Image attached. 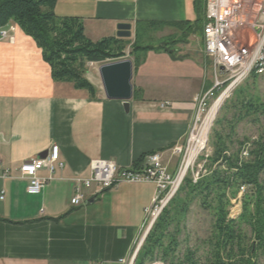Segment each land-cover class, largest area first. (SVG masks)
<instances>
[{
  "label": "crops",
  "instance_id": "0c3cea01",
  "mask_svg": "<svg viewBox=\"0 0 264 264\" xmlns=\"http://www.w3.org/2000/svg\"><path fill=\"white\" fill-rule=\"evenodd\" d=\"M202 3L57 0L54 14L82 19L93 42L116 38L117 26L127 24L130 38L123 40L129 41L139 26H192ZM157 30L163 38L179 35L170 26ZM200 40L190 35L155 56L152 66L133 70L132 90L141 91V100L132 94L125 109L121 101L105 98L98 75L101 64L122 58L87 69L86 79L96 90L92 99L71 84L53 82L40 50L18 27L0 38V264L129 263L155 186L120 183L103 191L93 186L83 189L85 202L72 207L76 181L88 178L92 161L128 169L155 153L170 176L177 174L180 156L172 149L185 146L198 101L213 87ZM52 146L59 149L52 172L44 168L37 174L47 184L38 195H29L18 169L26 161L45 159Z\"/></svg>",
  "mask_w": 264,
  "mask_h": 264
},
{
  "label": "trees",
  "instance_id": "16d2710c",
  "mask_svg": "<svg viewBox=\"0 0 264 264\" xmlns=\"http://www.w3.org/2000/svg\"><path fill=\"white\" fill-rule=\"evenodd\" d=\"M56 2L0 0V29L13 24L31 38L48 65L53 82L71 84L93 99L96 90L85 76L88 63L121 59L130 45L136 71L139 64L134 55L152 50L139 46L137 37L132 44L114 37L93 42L85 36L82 19L54 14ZM199 7L200 17L192 26L149 24L156 29L170 26L179 33L163 39L157 50L169 53L190 35L201 34L203 3ZM250 79V87L241 84L219 109L208 140L211 153L200 156L197 164L187 170L176 193L152 224L133 264H255L258 258L264 264V101L251 92L256 77ZM133 99L141 100L140 90L133 92ZM242 121L260 125L256 138L236 137V126ZM143 158L134 164L135 169ZM201 163L202 169L197 173ZM242 188L241 211L232 219V201L237 200ZM193 206L211 218L210 236L201 243V251L180 248L179 236Z\"/></svg>",
  "mask_w": 264,
  "mask_h": 264
},
{
  "label": "built area",
  "instance_id": "2783aa9c",
  "mask_svg": "<svg viewBox=\"0 0 264 264\" xmlns=\"http://www.w3.org/2000/svg\"><path fill=\"white\" fill-rule=\"evenodd\" d=\"M203 3L204 16L200 36L203 56L213 71V87L198 101L193 126L186 143L185 157L190 147V137L205 114L208 102L214 97V93L222 89L225 93H231L252 76L264 78V0H203ZM14 30L15 26L0 29V38H6L7 31ZM86 67L91 68L93 65L89 63ZM167 105L168 103L162 104L161 108ZM183 147H174L172 154L181 156ZM58 155V147L52 146L45 159L29 160L19 167L18 173L28 182L27 194L38 195L45 187L48 180L38 178L37 174L44 168L52 172V165L57 161ZM1 167L0 160V170ZM181 170L182 168L176 177L170 176L162 167L157 153L146 156L145 163L137 169H123L110 161L95 160L90 163L88 178L76 181L70 204L72 207L82 205L85 202L83 189H90L93 186L103 191L114 188L120 183L153 184L155 196L151 207L145 210L147 230L142 234L128 263L131 264L136 251L146 237V232L182 182V178L178 181ZM243 191L242 188L240 194ZM230 218H232L231 213Z\"/></svg>",
  "mask_w": 264,
  "mask_h": 264
},
{
  "label": "rangeland",
  "instance_id": "374dc122",
  "mask_svg": "<svg viewBox=\"0 0 264 264\" xmlns=\"http://www.w3.org/2000/svg\"><path fill=\"white\" fill-rule=\"evenodd\" d=\"M199 17H200V15H199ZM199 17H198V19H199ZM199 24H200V22H198L196 25L198 26ZM194 35L196 37H198V39H200V33H196ZM136 37H137V43H138L139 46H141V47L149 46V47L152 48V50H150V51L137 52L134 55V59L136 58L138 60V64H139V67L137 68V70H142L143 67L152 66L158 60V59H156L155 56L165 53L163 51L157 50V48L160 46L162 40L165 39V38H163L164 37L163 35H160L158 33L157 29L152 28V27H143V26H139L137 31H136V33L135 32L133 33L132 38L129 40L131 42L130 44L135 42V38ZM172 49H175V48L172 47ZM131 50H132L131 46L129 45L126 48V50L124 51V57L122 59H129L130 60L131 59V56H130ZM148 68H150V67H148ZM203 68L206 71L205 74H207V76L210 77L211 76V68L208 69L204 65H203ZM87 69H90V67H87ZM254 81L255 82H254V85H253V89H251V92L253 94H255V95H258L264 101V78H256ZM252 83H253V80L248 78L242 85L247 84L250 87V85ZM223 91H224V89L219 90L216 93H214L215 94L214 97L208 102L207 110L213 104V102L223 93ZM231 93H228V98L231 96ZM228 98H226L224 100V102ZM224 102H223V104H224ZM207 110H205L206 111V112H204L205 114L207 113ZM205 114L203 116L201 115L202 117H201L198 125L200 124V122L203 119V117L205 116ZM217 114L214 117V120H213V122L211 124V127L209 129L205 147L199 153V155L196 157V159L193 162V164L190 167H188V169H192L197 164V159L200 156L209 155L211 153V149H210V147L208 145V140H209V136L211 134V130H212L213 125H214V121L217 118ZM230 117H231V114L227 115V119H230ZM198 125H197V127H198ZM260 129H261V127L258 124H255V123H253L251 121H242V122L238 123V125L236 126L235 133H236V137L238 139L256 138L257 135L260 132ZM186 146H187V144H185V146L183 147V153L179 157L180 159H179V162H178V167H179L178 168V172L183 167V166L181 167L182 162L184 164V161H185L184 153H185ZM186 156H187V154H186ZM202 165H203V163L197 165V173L201 171ZM178 172H177V174H178ZM197 173H195L193 175L194 179L197 178V175H198ZM176 175L173 176V177H176ZM185 175H186V173H185ZM241 197H242V194H239L238 197H237V200L236 201L235 200L232 201V208L230 210L232 218H236L240 214V211H241L240 207L241 206H240L239 201H240ZM210 223H211V218H210V216L207 213H204V212L200 211L196 206L191 207V209H190V211H189V213H188V215H187V217L185 219V223H184V227H183L182 233L179 236V242L181 244L180 248L183 249V248L188 247V248H191L192 250H194L195 248H199V250L201 251V249H200V247H202L201 243L203 241L207 240V238L210 236ZM146 230H147V227L145 225L144 229H143V233ZM148 232L149 231H147L146 234ZM199 255H201V253ZM156 264H158V263H156ZM255 264H263V262H262V260L260 258H258L255 261Z\"/></svg>",
  "mask_w": 264,
  "mask_h": 264
},
{
  "label": "water",
  "instance_id": "95a60500",
  "mask_svg": "<svg viewBox=\"0 0 264 264\" xmlns=\"http://www.w3.org/2000/svg\"><path fill=\"white\" fill-rule=\"evenodd\" d=\"M116 38L129 39L130 26L127 24L118 25ZM132 73H133V65L129 59L117 60L114 62L101 64L98 68V75L100 78L101 88L105 98L107 100L121 101L123 103V107L127 109L128 103L132 99V94H133V90H132L133 88L131 84ZM226 98H228V96ZM222 104L216 111V114L218 113ZM187 169L188 168L185 169V173L187 172ZM141 245L139 246V248L141 247ZM135 256L136 253L134 255L133 261L135 259ZM133 261L131 264H133Z\"/></svg>",
  "mask_w": 264,
  "mask_h": 264
},
{
  "label": "bare ground",
  "instance_id": "6f19581e",
  "mask_svg": "<svg viewBox=\"0 0 264 264\" xmlns=\"http://www.w3.org/2000/svg\"><path fill=\"white\" fill-rule=\"evenodd\" d=\"M228 93L223 92L209 107L207 110V113L201 120L198 127L196 126V129L192 136L190 137V148L187 152V156L185 158L183 169L181 170V173L179 175L178 181L183 177L185 173V169L190 167L193 162L195 161L196 157L199 155V153L203 150V148L206 145V139L209 132V129L211 127V124L214 120V117L216 116V111L220 107V105L224 102L226 99ZM156 264V263H155Z\"/></svg>",
  "mask_w": 264,
  "mask_h": 264
}]
</instances>
